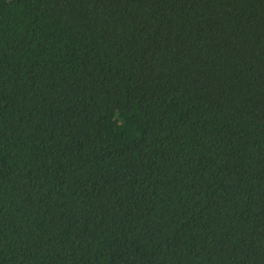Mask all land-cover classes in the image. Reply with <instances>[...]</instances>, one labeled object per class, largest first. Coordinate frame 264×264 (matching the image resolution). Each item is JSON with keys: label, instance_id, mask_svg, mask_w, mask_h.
<instances>
[{"label": "trees", "instance_id": "16d2710c", "mask_svg": "<svg viewBox=\"0 0 264 264\" xmlns=\"http://www.w3.org/2000/svg\"><path fill=\"white\" fill-rule=\"evenodd\" d=\"M0 264H264V0H0Z\"/></svg>", "mask_w": 264, "mask_h": 264}]
</instances>
